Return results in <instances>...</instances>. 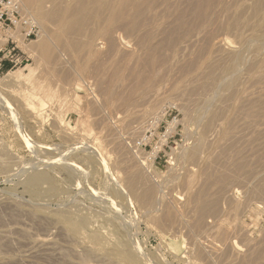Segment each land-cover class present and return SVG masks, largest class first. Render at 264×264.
Wrapping results in <instances>:
<instances>
[{"label": "rangeland", "instance_id": "obj_1", "mask_svg": "<svg viewBox=\"0 0 264 264\" xmlns=\"http://www.w3.org/2000/svg\"><path fill=\"white\" fill-rule=\"evenodd\" d=\"M131 1H148L146 14L127 9L102 33V8L62 44L58 21L39 19L34 6L39 34L19 41L24 62L0 66V264H264V118H242L264 97V50L254 51L264 49V0ZM54 9L46 0L41 11ZM8 35L0 33L2 59ZM43 40L53 59H43ZM238 54V72H215L247 96L228 114L244 130L224 136L222 100L234 90H186ZM204 133L207 147L187 159Z\"/></svg>", "mask_w": 264, "mask_h": 264}, {"label": "bare ground", "instance_id": "obj_2", "mask_svg": "<svg viewBox=\"0 0 264 264\" xmlns=\"http://www.w3.org/2000/svg\"><path fill=\"white\" fill-rule=\"evenodd\" d=\"M46 0H21V2H22V5H23V7H24V9H26L27 11H28V13L33 17V18H35V19H37V17L35 16V14L31 11V10H29V9H31V8H34V6H36V13L38 12V17H39V19H41V20H43L44 18H54V19H56L57 21H58V24L60 25V27H61V33H60V35H57L56 36V40H57V42L58 43H60V44H62V40H61V36L62 35H67V34H70V33H76V34H82L83 32H84V27L86 26V24L88 23V22H90L91 20H97V18H98V15H99V13H100V11H101V9L102 8H107L108 10H109V15H108V17H107V23H108V27L107 28H105L104 30H103V32L102 33H107V31L109 30V26L111 25V22H113L114 20H117V19H126V17L127 16H129V13L127 12V11H134V15H135V18L136 17H138V16H140L143 12H145V9H147V8H144L145 6H146V4L147 3H149L148 1H147V3H145L144 4V6L142 5V4H140V3H138V4H136V2L135 3H133V1H131V0H113V6H112V4L111 5H109V6H107V4L103 1V0H77V2L75 3V4H73L72 6H70V5H68L67 3V5L65 4V2H66V0H54V2H55V9L51 12H49V11H46V10H44V11H41L42 10V6H43V4H44V2H45ZM149 1H151V0H149ZM209 1V0H208ZM207 0L205 1L206 3L208 2ZM203 2V0L201 1V3ZM153 3V2H152ZM195 4H197V2L195 1L194 2ZM193 3V4H194ZM198 3L199 4H201L200 3V1L198 0ZM206 3H204V6L205 7H207V4ZM211 3V2H210ZM210 3H209V5H210ZM54 4V3H53ZM194 4V5H195ZM198 4V5H199ZM202 5H203V3H202ZM112 6V7H111ZM200 6V5H199ZM204 6H202V7H204ZM70 7V8H69ZM148 7V6H147ZM202 7H199L200 9L202 8ZM209 7H211V5L209 6ZM259 7L260 6H257V10L259 9ZM66 8H69V14L68 15H65V11H66ZM194 8V7H193ZM208 8V7H207ZM128 9V10H127ZM203 9H205V8H202V10ZM34 10V9H33ZM52 10V9H51ZM90 10H92V11H90ZM127 10V11H126ZM149 10V9H148ZM208 10V9H207ZM201 11V10H200ZM146 12H148V11H146ZM202 12V11H201ZM207 12V11H206ZM202 13H204V11L202 12ZM143 14H146V13H143ZM198 14H199V17L201 16L200 15V13L198 12ZM205 14V13H204ZM206 15V14H205ZM202 19V18H201ZM38 20V19H37ZM184 26V25H183ZM229 28H233V25L231 24V25H229L228 26ZM226 29V28H225ZM9 34V33H8ZM14 35V34H13ZM71 35V34H70ZM9 36V35H8ZM219 39V38H218ZM217 42V41H216ZM220 43H228V40H227V38H222V39H220ZM263 44V43H262ZM52 47H53V45L51 44V42H50V40L48 41V40H43L42 42H41V44H39V49L41 50V55H42V57H43V59H45V60H48V59H50V57H52V59H53V56H52ZM221 47H223V46H221ZM228 47V46H227ZM258 47V46H257ZM255 48H256V46H255ZM230 49V48H229ZM232 49V48H231ZM263 51L264 49L263 48H258V49H254V51H256L257 53L259 52V51H261V50ZM153 49L151 48V50L150 51H152ZM261 51V52H262ZM153 52V51H152ZM256 53V54H257ZM153 54V53H152ZM236 54V53H235ZM232 55V54H231ZM238 55H240V54H238ZM238 55H234L235 56V58H233V56L231 57H229L227 60H229V62L227 63V64H225V65H213V66H215V67H217V66H219L218 68H213L212 67V69L211 68H208V70H210V71H206L207 73H205L206 75H205V78L203 79V81L202 82H199V83H196V85H194L193 87L191 86V89L190 90H186V93H187V96L188 97H191L190 95H194V98H198L199 97V95H198V93H202L201 91H204L205 92V90H207L208 89V87H210L212 84L213 85H215L216 83H218V84H216V86H215V88H214V90L217 88V86L219 85H222V86H224L226 89H230V90H234V92L233 91H231V92H229V93H231V95L230 96H227V97H225L222 101L223 102H225V104H226V102H228V104H227V106L226 107H224V109H222V111H223V113H224V116H222V117H225L226 115L228 116V114H232L233 115V110H238V109H240L239 110V112H241V110H242V108L246 105L244 102L247 100H245L244 101V94L241 92V91H239V92H236V90H235V82H236V79H232V77L229 79H224V80H220L219 81V79H220V77H216L215 76V72L217 71V70H220L222 73H224V72H231L232 74L235 72L236 73V71L238 72V68H239V66L241 65L240 64V61H244V59H245V56H243V55H240V56H238ZM153 57V56H152ZM151 57V58H152ZM226 60V61H227ZM225 61V60H224ZM263 62H264V60H263ZM224 63H226V62H224ZM223 63V64H224ZM262 64H264V63H262ZM208 65V64H207ZM210 65H212V63L210 64ZM263 66V65H262ZM262 66H260V67H262ZM208 67V66H207ZM188 69V68H187ZM261 69V68H260ZM261 71L263 72L264 71V67H262V69H261ZM217 74V73H216ZM218 74H220V73H218ZM217 74V75H218ZM225 74V73H224ZM10 76H12V77H14L15 76V74H11ZM219 76V75H218ZM225 76V75H224ZM223 76V77H224ZM229 76V75H228ZM232 76V75H231ZM227 76H225V78H226ZM237 77H238V75H237ZM136 81V80H135ZM140 81V80H139ZM141 82V81H140ZM139 82V83H140ZM150 82V81H149ZM151 83V82H150ZM141 85H142V83H141ZM141 85L139 84V86H138V84H137V88H140L141 87ZM132 86V85H131ZM136 87V86H135ZM142 88V87H141ZM140 88V89H141ZM211 88H213V87H211ZM133 90H134V88H132ZM129 90H130V87H129ZM137 90V89H136ZM211 90V89H210ZM209 90V91H210ZM131 91V90H130ZM215 92V91H214ZM228 92V91H227ZM132 93V92H131ZM218 93V92H217ZM216 93V94H217ZM245 93V92H244ZM130 94V93H129ZM198 95V97L196 96V95ZM204 95H205V93H204ZM193 98V99H194ZM210 98V97H209ZM245 98H247V96H245ZM255 98V97H254ZM200 99L202 100V97H200ZM250 99V98H249ZM256 99H258V101H259V98H256ZM255 99V100H256ZM262 99V100H261ZM126 100V99H125ZM124 100V101H125ZM206 100V99H205ZM210 100V99H209ZM251 100V99H250ZM254 100L252 99V101L251 102H253ZM209 102V101H208ZM207 102V103H208ZM248 102V101H247ZM246 102V103H247ZM247 103L248 105H249V107H248V105L245 107V108H243V109H245V110H243L242 112H243V114L245 113L246 114V116L249 118V120L252 118V123H253V120L256 118V120H258L257 118H259V117H263L264 118V97L263 98H260V102L258 103V102H256L255 103V101L253 102V103ZM202 103V102H201ZM210 103V102H209ZM223 104V103H222ZM156 105H157V102H156ZM207 105V104H206ZM151 106V105H150ZM150 106H148V107H150ZM153 107H154V105H152ZM151 106V108H153ZM199 107H200V105H199ZM204 107V106H203ZM202 107V108H203ZM150 108V109H151ZM186 107H184V109H185ZM201 108V107H200ZM147 109L148 108H146V110H145V112L147 111ZM208 108H207V106H206V109H204V110H207ZM225 110H226V112H228L226 115H225ZM219 111L220 110H217L216 108H215V110L214 111H212L211 112V115H210V118H209V120L207 121V124L205 125V129L207 130L209 127H211L214 123H215V121L216 120H218L219 121ZM245 111V112H244ZM231 112V113H230ZM236 111H234V113H235ZM222 113V114H223ZM238 114V113H237ZM236 114V115H237ZM240 114H242V113H239L238 115L239 116H242V115H240ZM245 114H244V116H242V118H247L246 116H245ZM232 115H230V117L232 116ZM235 115V114H234ZM226 116V117H227ZM219 117V118H218ZM229 116L227 117V118H230ZM234 117H236V116H234ZM238 118L239 117H236V119H237V121H239L238 120ZM242 118L240 117L239 119H241L240 120V122H244V120H242ZM244 118V119H245ZM247 118V119H248ZM231 120H228V119H226L227 121L225 122V124L223 125L225 128V130L223 131V133H224V136L225 135H228V134H230L231 133V131L233 130V128L235 127V121L234 120H232L233 119V117L232 118H230ZM235 119V118H234ZM247 119H245V121L247 120ZM225 120V119H224ZM256 120H254V123L256 122ZM232 121H234L233 122V126H232V124L230 125V123L232 122ZM237 121H236V126L237 125H239V124H237ZM239 122V123H240ZM262 122V120H260L258 123H260V124H262L261 123ZM244 123H246V122H244ZM247 123H249V121H247ZM250 123H251V120H250ZM249 123V124H250ZM251 123V124H252ZM264 123V122H263ZM260 124H258L259 126L257 127L258 129L257 130H259V128H260ZM227 127H226V126ZM228 125L229 126H231V127H228ZM253 125V124H252ZM251 125V126H252ZM249 128L248 129H250L251 130V126H249V125H247ZM253 127V126H252ZM231 131H230V130ZM235 129V132L236 131H238L239 130V132H240V129L241 130H244V128H234ZM238 129V130H237ZM246 129V128H245ZM253 130H254V128H253ZM208 131V130H207ZM260 131V130H259ZM206 132V131H205ZM235 132H233V133H235ZM244 132V131H243ZM251 132H255V135H257L256 134V132L257 131H252L251 130ZM241 133H242V131H241ZM235 134H237V132L235 133ZM240 134V133H239ZM244 134V133H243ZM261 134H262V132H261ZM260 134V135H261ZM205 133L201 136V138L199 139V142L197 143V145H195L188 153H186L185 154V157L187 158V159H195L196 158V156H198V154L201 152V150H203L204 148H206L207 147V142H206V138H205ZM233 135V134H232ZM246 135V132H245V134H244V136ZM263 135H264V133H263ZM236 136H239L238 134L236 135ZM235 136V137H236ZM242 136V134L240 135V137ZM258 136H259V133H258ZM237 138V137H236ZM210 146V145H209ZM225 149V148H224ZM219 150H220V147H219ZM218 150V151H219ZM96 151V150H95ZM185 151V150H184ZM188 151V150H187ZM227 151V150H226ZM226 151H223V152H226ZM215 152H216V150H215ZM95 153V152H94ZM218 154V153H217ZM94 155V154H93ZM98 155V154H97ZM183 155V156H182ZM181 156L182 157H184V154H182ZM214 156H216L215 154H214ZM102 157V159H103V155L102 154H100V158ZM217 157V156H216ZM215 157V158H216ZM214 159V158H213ZM243 162H245L244 160H243ZM242 162V163H243ZM239 163V162H238ZM241 163V162H240ZM246 164L248 163L247 161L245 162ZM245 163H243L244 165H245ZM30 166V165H29ZM241 167H242V165H240ZM247 166V165H246ZM245 166V167H246ZM28 167V166H27ZM32 167V166H31ZM35 167V166H34ZM237 167V166H236ZM241 167H240V169H241ZM40 169V168H39ZM243 169H244V166H243ZM234 170H235V168H234ZM234 170L231 172V173H229L228 174V176L226 177V178H229V179H231L232 177L234 178V176L237 174V172L239 171V169H238V167H237V169H236V174H234ZM242 170V169H241ZM247 170V169H246ZM240 172V171H239ZM242 174V173H241ZM225 178V177H224ZM232 178V179H233ZM237 178V177H236ZM40 179H43V174H37L36 176H34L32 179H31V182H37V181H40ZM45 179H48V178H45ZM128 183H129V186H130V188H131V190H133L135 193H137L136 191V189H137V187H136V180H134L133 178H130L129 180H128ZM118 185V184H117ZM116 185V186H117ZM118 188H119V186L117 187V190H118ZM260 189V191H259V193L262 195V197H263V195H264V183H263V186L262 187H259ZM114 189V188H113ZM116 190V189H115ZM118 191H120V190H118ZM117 192V191H116ZM120 194V193H119ZM118 194V195H119ZM259 195V194H258ZM138 196V195H137ZM142 196V195H141ZM141 196H139L140 197V199H142L143 198V196L141 197ZM233 198V197H232ZM143 200V199H142ZM202 204H204L203 206H205V203H202ZM209 204V203H208ZM214 204V203H213ZM201 205V204H200ZM207 205V204H206ZM216 205V204H215ZM203 206L202 207H200V208H203ZM208 206V205H207ZM211 207V206H210ZM209 207V208H210ZM206 208V207H205ZM202 210V209H201ZM206 210V209H205ZM207 210H208V208H207ZM207 210H206V213H207ZM210 210V209H209ZM214 210V208H212V211ZM204 211V210H203ZM219 211V210H218ZM202 213V212H201ZM205 213V214H206ZM205 214H204V216H205ZM214 214V213H213ZM211 215V214H210ZM202 217V216H201ZM79 226V225H78ZM98 237V236H97ZM260 254L262 255V256H264V251H262V252H260ZM125 257V256H124ZM126 258V257H125Z\"/></svg>", "mask_w": 264, "mask_h": 264}, {"label": "built area", "instance_id": "obj_3", "mask_svg": "<svg viewBox=\"0 0 264 264\" xmlns=\"http://www.w3.org/2000/svg\"><path fill=\"white\" fill-rule=\"evenodd\" d=\"M8 32L6 45L8 46V52L5 58H0V66L7 59L13 66L22 65L24 62V52L19 46V41L23 42L32 41L34 37L39 34V28L36 20L27 15L20 4L19 0H0V33ZM17 34L18 37L12 35ZM11 45V47L9 46Z\"/></svg>", "mask_w": 264, "mask_h": 264}, {"label": "crops", "instance_id": "obj_4", "mask_svg": "<svg viewBox=\"0 0 264 264\" xmlns=\"http://www.w3.org/2000/svg\"><path fill=\"white\" fill-rule=\"evenodd\" d=\"M12 63L9 61H4L3 63H2V68L4 67L5 69L7 68H9L10 67V65H11Z\"/></svg>", "mask_w": 264, "mask_h": 264}]
</instances>
